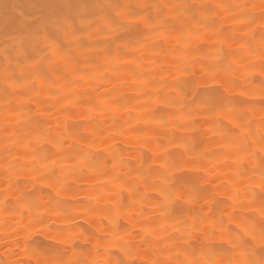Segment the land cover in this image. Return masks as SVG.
<instances>
[{
	"label": "bare ground",
	"instance_id": "bare-ground-1",
	"mask_svg": "<svg viewBox=\"0 0 264 264\" xmlns=\"http://www.w3.org/2000/svg\"><path fill=\"white\" fill-rule=\"evenodd\" d=\"M0 264H264V0H0Z\"/></svg>",
	"mask_w": 264,
	"mask_h": 264
}]
</instances>
